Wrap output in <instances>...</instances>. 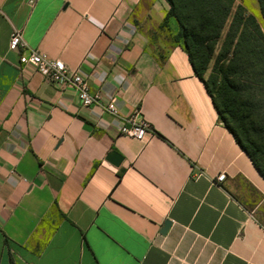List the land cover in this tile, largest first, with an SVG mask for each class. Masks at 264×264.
Segmentation results:
<instances>
[{"label": "crops", "instance_id": "1", "mask_svg": "<svg viewBox=\"0 0 264 264\" xmlns=\"http://www.w3.org/2000/svg\"><path fill=\"white\" fill-rule=\"evenodd\" d=\"M238 5L264 35L257 1ZM167 10L0 0V264H264V179L166 39ZM14 30L78 71L99 103L22 67ZM136 111L151 129L143 140L120 133Z\"/></svg>", "mask_w": 264, "mask_h": 264}, {"label": "trees", "instance_id": "2", "mask_svg": "<svg viewBox=\"0 0 264 264\" xmlns=\"http://www.w3.org/2000/svg\"><path fill=\"white\" fill-rule=\"evenodd\" d=\"M160 27L176 25L171 42L186 53L218 118L264 179V35L234 0H165ZM264 23V0H256ZM220 84L201 76L211 60Z\"/></svg>", "mask_w": 264, "mask_h": 264}, {"label": "built area", "instance_id": "3", "mask_svg": "<svg viewBox=\"0 0 264 264\" xmlns=\"http://www.w3.org/2000/svg\"><path fill=\"white\" fill-rule=\"evenodd\" d=\"M8 47L13 51L22 50L19 54V64L22 67L32 68L55 84L70 86L83 106L99 103L98 94L89 92L87 80L78 71L70 70L59 59H49L37 51L27 50L18 31L14 30L10 34ZM103 108L113 116L118 115L114 99H110ZM138 114L136 111L132 117L124 120L120 133L136 140H143L151 129L146 121L136 119ZM223 178L224 176L220 175L218 181H222Z\"/></svg>", "mask_w": 264, "mask_h": 264}, {"label": "rangeland", "instance_id": "4", "mask_svg": "<svg viewBox=\"0 0 264 264\" xmlns=\"http://www.w3.org/2000/svg\"><path fill=\"white\" fill-rule=\"evenodd\" d=\"M161 30L164 32L166 39L171 41V36L176 31V25L170 22L168 27H162ZM201 76L213 90L220 84V78L217 76V72L214 68L213 59L209 62L207 68L202 71Z\"/></svg>", "mask_w": 264, "mask_h": 264}, {"label": "water", "instance_id": "5", "mask_svg": "<svg viewBox=\"0 0 264 264\" xmlns=\"http://www.w3.org/2000/svg\"><path fill=\"white\" fill-rule=\"evenodd\" d=\"M105 159L106 161H108L109 163H111L113 166L116 167L122 162V156H120L114 151L109 152ZM168 226H169V222H165V224L163 225L162 233H164L167 230Z\"/></svg>", "mask_w": 264, "mask_h": 264}]
</instances>
